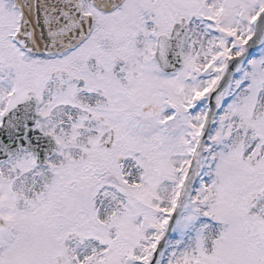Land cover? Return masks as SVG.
<instances>
[{"label": "snow or ice", "instance_id": "6c2138e0", "mask_svg": "<svg viewBox=\"0 0 264 264\" xmlns=\"http://www.w3.org/2000/svg\"><path fill=\"white\" fill-rule=\"evenodd\" d=\"M0 264H264V0H0Z\"/></svg>", "mask_w": 264, "mask_h": 264}]
</instances>
